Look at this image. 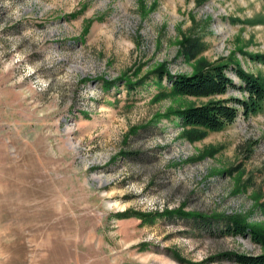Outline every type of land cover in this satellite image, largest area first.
<instances>
[{"label": "rangeland", "instance_id": "1", "mask_svg": "<svg viewBox=\"0 0 264 264\" xmlns=\"http://www.w3.org/2000/svg\"><path fill=\"white\" fill-rule=\"evenodd\" d=\"M184 37L264 78V57L237 51L264 55V0H0V264H235L205 261L263 251L219 217L264 225V103L189 141L164 116L179 108L159 95L169 83L150 74L192 70ZM226 72L236 85L221 97H245ZM178 209L209 220L162 213Z\"/></svg>", "mask_w": 264, "mask_h": 264}, {"label": "trees", "instance_id": "2", "mask_svg": "<svg viewBox=\"0 0 264 264\" xmlns=\"http://www.w3.org/2000/svg\"><path fill=\"white\" fill-rule=\"evenodd\" d=\"M180 45L181 50L179 52L191 65L192 70L190 72L172 73L167 68L165 62H159L151 69L150 74L155 77L157 85L162 83L163 78L169 83V90L166 92L162 91L159 95H170L173 98H177L179 108L170 107L164 116L166 118L176 117L178 123L184 128L183 135L189 141L201 140L208 132L224 129L235 121L240 110H242L244 117L261 110L264 103V78L260 75L246 72L237 59L235 52H232L224 61L210 63L205 57L198 56L201 47L198 40L184 37L180 40ZM243 48V46H239L237 51L244 57L252 59L264 57V55L251 54ZM227 69L233 70L241 81L238 87L246 93L245 97L240 98L232 95L221 97L227 93L230 87L236 85L234 80L227 74ZM148 76L141 78L135 83L129 79H125L127 89L131 90L137 85H142ZM103 82L105 87H112L116 84V80H108L106 78L103 79ZM188 97L205 99V102L195 104L187 101L185 104H182V100ZM162 213L166 215H179V217L184 218L193 217L202 221L209 220V217L206 215L198 212H187L182 209H178L175 212L165 210ZM123 215L126 216L128 213H124ZM139 215L141 219L145 217L143 214ZM219 218L226 219L224 224L225 232L234 236H248L253 243L262 247L263 251L259 254L236 251L223 252L209 257L205 262H213L225 258L230 259L235 264H264V225L249 223L240 214H223ZM173 256L184 264H204L203 262L193 263L187 261L177 254Z\"/></svg>", "mask_w": 264, "mask_h": 264}]
</instances>
